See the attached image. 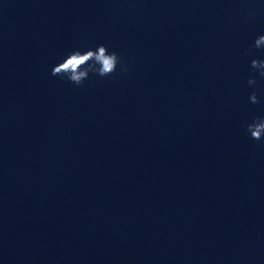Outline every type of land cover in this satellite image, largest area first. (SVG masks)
I'll return each instance as SVG.
<instances>
[{
  "label": "clouds",
  "instance_id": "9594fccd",
  "mask_svg": "<svg viewBox=\"0 0 264 264\" xmlns=\"http://www.w3.org/2000/svg\"><path fill=\"white\" fill-rule=\"evenodd\" d=\"M264 49V34L257 36L253 44L245 51V57L252 55L254 51ZM250 68L255 73L247 79L249 87L253 91L249 94V103L256 105L261 103L256 89L257 75L264 79V59L253 58L250 61ZM129 67L123 57L115 50L109 51L104 44H98L94 48L71 50L62 62L57 63L51 69V75L59 77L77 87L83 86L84 82L91 77L107 78L119 73L124 75ZM246 134L250 139L257 142H264V116H255L251 122L243 125Z\"/></svg>",
  "mask_w": 264,
  "mask_h": 264
}]
</instances>
